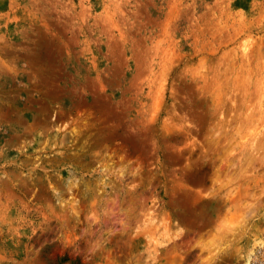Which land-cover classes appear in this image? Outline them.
Listing matches in <instances>:
<instances>
[{
    "label": "rangeland",
    "instance_id": "1",
    "mask_svg": "<svg viewBox=\"0 0 264 264\" xmlns=\"http://www.w3.org/2000/svg\"><path fill=\"white\" fill-rule=\"evenodd\" d=\"M264 260V0H0V264Z\"/></svg>",
    "mask_w": 264,
    "mask_h": 264
},
{
    "label": "built area",
    "instance_id": "2",
    "mask_svg": "<svg viewBox=\"0 0 264 264\" xmlns=\"http://www.w3.org/2000/svg\"><path fill=\"white\" fill-rule=\"evenodd\" d=\"M248 264H264V260L262 258H259L258 256L254 255L250 260Z\"/></svg>",
    "mask_w": 264,
    "mask_h": 264
}]
</instances>
